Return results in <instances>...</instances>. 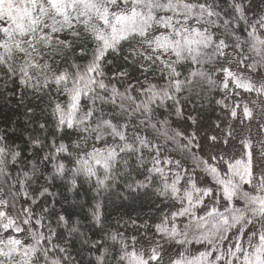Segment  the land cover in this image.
<instances>
[{
	"label": "snow or ice",
	"instance_id": "obj_1",
	"mask_svg": "<svg viewBox=\"0 0 264 264\" xmlns=\"http://www.w3.org/2000/svg\"><path fill=\"white\" fill-rule=\"evenodd\" d=\"M0 264H264V0H0Z\"/></svg>",
	"mask_w": 264,
	"mask_h": 264
}]
</instances>
